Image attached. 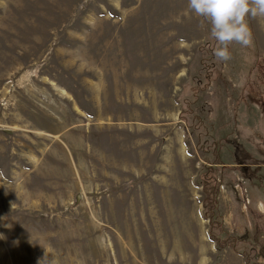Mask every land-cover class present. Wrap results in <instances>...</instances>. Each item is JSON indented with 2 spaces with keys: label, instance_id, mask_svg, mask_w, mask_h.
Listing matches in <instances>:
<instances>
[{
  "label": "rangeland",
  "instance_id": "1",
  "mask_svg": "<svg viewBox=\"0 0 264 264\" xmlns=\"http://www.w3.org/2000/svg\"><path fill=\"white\" fill-rule=\"evenodd\" d=\"M187 5L0 0V264H264V20Z\"/></svg>",
  "mask_w": 264,
  "mask_h": 264
},
{
  "label": "clouds",
  "instance_id": "2",
  "mask_svg": "<svg viewBox=\"0 0 264 264\" xmlns=\"http://www.w3.org/2000/svg\"><path fill=\"white\" fill-rule=\"evenodd\" d=\"M187 6L196 17L210 25V35L216 41L214 56L221 62L232 59L230 45L237 44L241 48L252 45L248 17L264 20V0H188ZM46 256L47 253L42 260ZM48 264L55 262L48 261Z\"/></svg>",
  "mask_w": 264,
  "mask_h": 264
},
{
  "label": "trees",
  "instance_id": "3",
  "mask_svg": "<svg viewBox=\"0 0 264 264\" xmlns=\"http://www.w3.org/2000/svg\"><path fill=\"white\" fill-rule=\"evenodd\" d=\"M210 179H212V178H216V176H214V175H211L210 177H209ZM209 180V179H208ZM215 181H216V179H215ZM213 188V191H216V189H217V186H213L212 187ZM217 239H219V238H217ZM216 240V239H215ZM246 260H247V258H246ZM248 262H249V260H248Z\"/></svg>",
  "mask_w": 264,
  "mask_h": 264
}]
</instances>
